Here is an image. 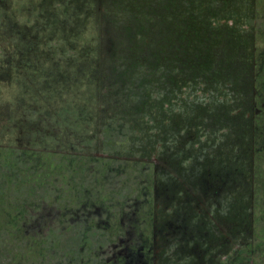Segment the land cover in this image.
I'll return each instance as SVG.
<instances>
[{"label": "rangeland", "instance_id": "rangeland-1", "mask_svg": "<svg viewBox=\"0 0 264 264\" xmlns=\"http://www.w3.org/2000/svg\"><path fill=\"white\" fill-rule=\"evenodd\" d=\"M211 73L223 100L213 110L229 109L212 122L203 111L202 129L221 138L251 131L242 113L260 120L254 199L264 228V0H0V161H12L18 181L3 196L27 204L20 227L3 232L0 264H225L241 222L226 217L224 199L247 192L199 185L211 163L197 169L192 154L161 173L159 142L139 152L142 122L152 124L147 96L174 74L207 101Z\"/></svg>", "mask_w": 264, "mask_h": 264}, {"label": "trees", "instance_id": "trees-1", "mask_svg": "<svg viewBox=\"0 0 264 264\" xmlns=\"http://www.w3.org/2000/svg\"><path fill=\"white\" fill-rule=\"evenodd\" d=\"M142 49L144 52L143 59L149 67H154L159 62V56L149 53L153 51V48H150L148 44H145ZM194 73H190L193 77L192 80L197 79L195 78L196 75H193ZM256 74L254 73V78H260V75ZM166 77L161 81L160 95L155 98L147 96L145 105H143L146 108L144 110L145 116L146 114L149 116L152 124L142 122L141 134L143 138L141 140L144 143L140 144V154L147 156L153 143L159 142L161 150L158 157V166L161 173L174 169L175 164L179 162V154L183 156L192 154L194 156L193 163L196 164L197 169L202 166L201 160H208L211 163L209 166L205 164L201 172H197L196 180L199 185H204L209 180L211 183L219 180L223 186L233 182L237 186L235 190L241 188L242 191L247 192L246 194L237 192L238 194L234 195L233 200H230L227 195L224 199L227 204L226 217L229 218V215L234 214L237 216L235 224L237 225L238 221L241 222V228L235 224L227 223V225L231 224L232 231L239 227V234L238 236L228 234L226 248H234L230 253L227 252L228 258L225 260V264H264V228H262V220L260 221L262 213L259 212L258 204L254 199L259 188H261V183L263 188L259 170L260 152L257 148L259 146L258 127L260 126L258 116L253 115L249 118H243L244 114L242 113L240 117L249 122L248 129L251 131H247L246 128L240 125L239 128L221 132V138H217L213 131L209 132V125L207 131L202 129L205 128L202 120L203 111L207 112L211 122L221 115H228L229 107L226 106L225 102L222 112L219 113L217 109L213 110L214 103L223 102V100L219 101L217 99L218 93L214 92L217 91L215 86V81L218 80L217 76L213 73L205 76L207 89L212 90L211 97L207 101L206 98L202 99L203 101L196 100L197 95L194 93L196 85L194 82H190V86H188L189 91L192 92L188 95L183 92L187 78L175 76L174 74ZM190 98L191 100H189ZM177 100L179 101L177 102ZM191 102H197L194 104V112L192 111ZM138 124L141 125L140 122ZM203 132L206 135L202 137L201 133ZM249 134H251L250 138ZM201 138L204 140H201ZM197 148L202 153L201 157L200 154L195 153ZM215 160L218 162L217 164ZM151 170L150 167L146 182L149 186L145 188L148 194V191L152 189L149 177ZM12 172V161L6 158L1 160L0 217L4 220L0 221V261L1 252L6 248L11 234L4 235L3 232L19 228L20 223H22L20 217L25 214L24 210L27 211V204H14L16 202L14 199L3 196V194L14 190L18 185V181L13 182ZM168 180L169 178L163 176L158 184L159 199H162L163 202H167L171 196ZM234 239L238 241L236 244H234Z\"/></svg>", "mask_w": 264, "mask_h": 264}]
</instances>
